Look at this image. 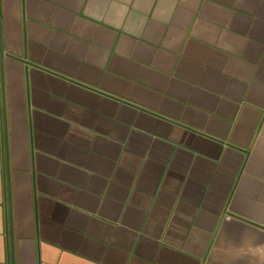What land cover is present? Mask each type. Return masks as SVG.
<instances>
[{
  "label": "crops",
  "instance_id": "0c3cea01",
  "mask_svg": "<svg viewBox=\"0 0 264 264\" xmlns=\"http://www.w3.org/2000/svg\"><path fill=\"white\" fill-rule=\"evenodd\" d=\"M0 264H264V0H0Z\"/></svg>",
  "mask_w": 264,
  "mask_h": 264
},
{
  "label": "water",
  "instance_id": "95a60500",
  "mask_svg": "<svg viewBox=\"0 0 264 264\" xmlns=\"http://www.w3.org/2000/svg\"><path fill=\"white\" fill-rule=\"evenodd\" d=\"M0 55L3 58V56H4V50L2 48V44H0Z\"/></svg>",
  "mask_w": 264,
  "mask_h": 264
}]
</instances>
